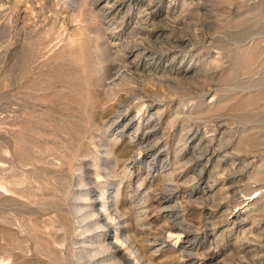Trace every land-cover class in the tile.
Returning <instances> with one entry per match:
<instances>
[{
	"label": "rangeland",
	"instance_id": "374dc122",
	"mask_svg": "<svg viewBox=\"0 0 264 264\" xmlns=\"http://www.w3.org/2000/svg\"><path fill=\"white\" fill-rule=\"evenodd\" d=\"M0 178V264H264V0H0Z\"/></svg>",
	"mask_w": 264,
	"mask_h": 264
},
{
	"label": "bare ground",
	"instance_id": "6f19581e",
	"mask_svg": "<svg viewBox=\"0 0 264 264\" xmlns=\"http://www.w3.org/2000/svg\"><path fill=\"white\" fill-rule=\"evenodd\" d=\"M97 2V1H96ZM114 4V3H113ZM115 17V16H114ZM141 44H142V42H141ZM141 44H138V45H141ZM128 49L130 48V47H127ZM128 49H127V51H128ZM147 50V49H146ZM142 53V52H141ZM112 54V53H111ZM130 54V53H129ZM143 54V53H142ZM106 55V54H105ZM136 55V54H135ZM138 55V54H137ZM104 56V55H103ZM120 56V55H119ZM130 56V55H129ZM152 56V55H151ZM99 57H102L101 55L99 56ZM122 57H123V54H122ZM104 58V57H103ZM120 58V57H119ZM101 59V58H100ZM99 59V60H100ZM113 59V58H112ZM135 59V58H134ZM102 61V60H101ZM115 61V60H114ZM105 62V61H104ZM118 62V61H117ZM122 62V61H121ZM133 63H134V61H133ZM125 64V63H124ZM132 64V63H131ZM146 64V63H145ZM128 65V64H127ZM103 66V65H102ZM105 66V65H104ZM107 66V65H106ZM105 66V67H106ZM120 66V65H119ZM122 66V65H121ZM131 66V65H130ZM116 67V66H115ZM104 68V67H103ZM128 68V67H127ZM141 68V67H140ZM101 69H102V67H101ZM113 69V68H112ZM126 70V69H125ZM124 70V71H125ZM150 70V69H149ZM111 71V70H110ZM119 71V70H118ZM120 71H122V70H120ZM127 71V70H126ZM143 71V70H142ZM110 73V72H109ZM119 73V72H118ZM134 73V72H133ZM144 73V72H143ZM151 73V72H150ZM101 74V73H100ZM127 74V73H126ZM128 74H129V72H128ZM123 75V74H122ZM148 75V74H147ZM128 76V75H127ZM126 76V77H127ZM133 76V75H132ZM152 76V75H151ZM140 77V76H139ZM150 77V76H149ZM112 78H114V77H112ZM125 78V77H124ZM135 78V77H134ZM144 78H146V77H144ZM125 79H127V78H125ZM149 79H151V78H149ZM114 80V79H113ZM125 81V80H124ZM123 81V82H124ZM132 81V80H131ZM126 82V81H125ZM129 82V81H128ZM136 82V81H135ZM157 82V81H156ZM161 83H162V81H160ZM113 83H114V81H113ZM132 83V82H131ZM115 84V83H114ZM113 84V85H114ZM126 84H127V82H126ZM118 85H119V83H118ZM128 85V84H127ZM130 87V86H129ZM118 88V87H117ZM131 89V88H130ZM112 90V89H111ZM115 91V90H114ZM140 95V94H139ZM143 95V94H142ZM143 97V96H142ZM148 97V96H147ZM133 98H135V97H133ZM141 98V97H140ZM142 99V98H141ZM125 100V99H124ZM127 100V99H126ZM90 112V111H89ZM88 115V114H87ZM87 117V116H86ZM92 117V116H91ZM117 117V116H116ZM89 118H90V116H89ZM88 118V119H89ZM87 119V120H88ZM84 121H86V120H84ZM94 121V120H93ZM93 121H92V123H93ZM114 121V120H113ZM112 121V122H113ZM86 123H88V122H86ZM90 124V123H89ZM89 126V125H88ZM124 128V127H123ZM196 133V132H195ZM140 148V147H139ZM141 150V149H140ZM110 152V151H109ZM244 161V160H243ZM217 163V162H216ZM243 164V163H242ZM107 175V174H106ZM0 179H2V178H0ZM82 183V182H81ZM0 186L2 187V188H4L6 191L8 190V188H7V186L6 185H4V184H1L0 183ZM10 188V187H9ZM9 191V190H8ZM103 202V201H102ZM71 207V206H70ZM80 208V207H79ZM107 210V209H106ZM89 211V210H88ZM74 212V211H73ZM80 217V216H79ZM82 217V216H81ZM76 218V217H75ZM88 218V217H87ZM97 219H98V217H97ZM96 220V219H95ZM99 220V219H98ZM94 221V220H93ZM95 222V221H94ZM98 222L99 221H96L95 222V225H97L98 224ZM116 224V223H115ZM92 226V225H91ZM103 226V225H102ZM100 227V226H99ZM177 227V226H176ZM98 228V227H97ZM102 228V227H101ZM85 229V231L87 230V228H84ZM181 229V228H180ZM188 233V232H187ZM189 235V234H188ZM124 243V242H123ZM192 245V244H191ZM129 246V245H128ZM112 248H115V245H112V243H102V244H98L97 245V247H95L94 248V253L95 254H93L91 257H93V256H95V255H98L101 251H107V250H110V249H112ZM129 250V249H128ZM133 250V249H132ZM83 251H84V249H83ZM112 251V250H111ZM108 252H110V251H108ZM186 252V251H185ZM191 252V251H190ZM102 253V252H101ZM188 253V252H187ZM91 254V253H90ZM136 254V253H135ZM81 255V254H80ZM134 255V254H133ZM189 255V254H188ZM106 256V255H105ZM107 256H108V253H107ZM110 256V255H109ZM192 256V255H191ZM90 257V256H89ZM78 258V257H77ZM103 258V257H102ZM137 258L138 257H135L134 259L135 260H137ZM210 258V257H209ZM212 258V257H211ZM121 259V258H120ZM120 259H117V260H120ZM140 259H141V257H140ZM124 260V259H123ZM133 260V259H132ZM82 261V260H81ZM134 261V260H133ZM125 262V261H124ZM135 262V261H134ZM90 263V262H89ZM105 263H107V264H120V261L119 262H117L116 260H115V258H114V255L113 256H111V258H109V260H108V262H105ZM105 263H103V264H105ZM225 263V262H224ZM122 264V263H121ZM125 264H126V262H125ZM229 264V263H228Z\"/></svg>",
	"mask_w": 264,
	"mask_h": 264
}]
</instances>
